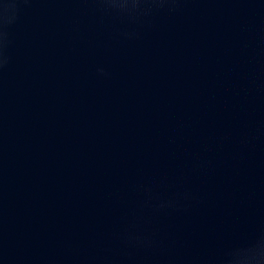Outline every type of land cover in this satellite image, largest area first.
<instances>
[{
    "label": "water",
    "instance_id": "95a60500",
    "mask_svg": "<svg viewBox=\"0 0 264 264\" xmlns=\"http://www.w3.org/2000/svg\"><path fill=\"white\" fill-rule=\"evenodd\" d=\"M0 264H264V0H0Z\"/></svg>",
    "mask_w": 264,
    "mask_h": 264
}]
</instances>
